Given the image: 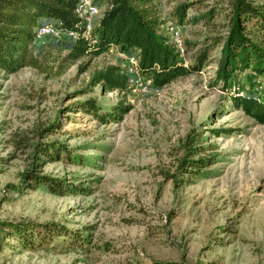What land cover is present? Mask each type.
<instances>
[{"label":"rangeland","instance_id":"rangeland-1","mask_svg":"<svg viewBox=\"0 0 264 264\" xmlns=\"http://www.w3.org/2000/svg\"><path fill=\"white\" fill-rule=\"evenodd\" d=\"M186 1L187 19L209 7L213 14L177 26L183 52L168 34L176 0L156 1L157 33L183 64L193 62L204 42L210 52L197 73L160 88L128 71L134 51L121 57L119 46L64 65L61 47L68 39L62 34L33 39L30 50L40 67L0 71V264H264V123L234 109L211 83L226 0ZM108 64L128 73L123 92L88 87L91 74ZM259 79L254 86L263 92L264 73ZM88 98L102 113L119 102L129 109L117 122L69 111ZM55 120L53 131L42 129ZM37 141L51 152L66 150L58 153L62 158L51 153L53 159L37 152L38 173L82 191L59 196L41 185L19 188L34 150L23 145ZM185 146L195 152L190 158L211 160L196 176L178 168ZM3 222H52L82 232L87 242L63 247L68 237L60 235L49 245L25 248Z\"/></svg>","mask_w":264,"mask_h":264},{"label":"trees","instance_id":"trees-1","mask_svg":"<svg viewBox=\"0 0 264 264\" xmlns=\"http://www.w3.org/2000/svg\"><path fill=\"white\" fill-rule=\"evenodd\" d=\"M75 1L0 0V71L9 74L23 66L40 67L37 58L30 50L34 30L48 22L59 23L64 30H77L75 25L78 18L73 11ZM98 1L104 7L97 20L96 33L92 32L88 38L82 36H78L75 40L67 38L68 40L63 42L61 47L66 50L61 58L64 65L83 56L93 58L111 46H119L125 52L136 53L138 72L149 78L153 88H160L178 77L197 73L206 62L211 43L204 44V42L196 50L193 62L187 65L182 63L178 53L173 50L174 46L171 49L158 35L157 0ZM190 4V1L176 0L172 11L174 25H182L188 20L197 21L199 18L210 20L213 14V8L210 7L204 13L187 19L184 13ZM226 8L224 14L226 30L220 40L211 83H218L219 88L227 93L234 109L240 110L257 124H262L264 123V90L258 91L256 84L260 86L262 81L259 77L264 73V5L253 0H226ZM62 70L63 68L60 71ZM241 75L243 78L240 77ZM254 83H256L255 86ZM127 84L128 74L125 69L115 64H108L91 74L88 87L98 85L101 93L123 92L127 89ZM68 107L71 109L69 111H83L98 120L113 122L119 121L129 109L127 105L119 102L111 110L102 113L92 98L73 102ZM56 125L55 120L42 129L53 131L52 128ZM213 132L217 133V131ZM37 142L34 145H23V147H32L34 150L30 154L33 158L30 159L29 168L21 174L19 188L22 185L26 188L41 185L51 194L59 196L82 191L83 187L65 182L62 178L38 173L37 168L42 160L40 156H37V152L53 159L55 155L51 153L62 158L63 156L58 153L60 150L64 152L66 150L60 147L51 152L49 145L43 146ZM184 149L185 153L178 163V168L184 169V172L196 176L195 174L211 163L209 156H198L192 159L190 157L195 152L187 146ZM36 163L38 166H35ZM1 225L8 230L6 234L25 248L49 245L57 241L60 235L68 237L63 247L70 248L75 244L79 248L87 242V238L81 235L82 232L70 231L52 222L39 224L3 222Z\"/></svg>","mask_w":264,"mask_h":264},{"label":"built area","instance_id":"built-area-1","mask_svg":"<svg viewBox=\"0 0 264 264\" xmlns=\"http://www.w3.org/2000/svg\"><path fill=\"white\" fill-rule=\"evenodd\" d=\"M98 0H76L74 6V14L78 18L77 24L75 25L77 30H64L60 27L59 23H44L38 26L34 30V39L43 37V36H57L64 35L69 40H75L78 36H82L84 38H88L92 35V20L95 16L101 13L99 10V6L97 5ZM100 16V15H99ZM99 16L97 18H99ZM168 34L171 39V42L174 48L182 53L184 48L179 37L177 26L174 24H170L168 26ZM120 50V51H119ZM118 50V54L121 57H124L125 51L122 49ZM130 66L128 67V71L135 72L138 78L144 79L147 84L150 85V80L148 77L141 75L138 72L137 68V56L134 52L129 56ZM126 71V70H125ZM127 73V72H126ZM128 74V73H127ZM128 80L129 77H128Z\"/></svg>","mask_w":264,"mask_h":264},{"label":"crops","instance_id":"crops-1","mask_svg":"<svg viewBox=\"0 0 264 264\" xmlns=\"http://www.w3.org/2000/svg\"><path fill=\"white\" fill-rule=\"evenodd\" d=\"M102 11V10H101Z\"/></svg>","mask_w":264,"mask_h":264}]
</instances>
